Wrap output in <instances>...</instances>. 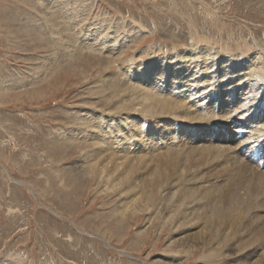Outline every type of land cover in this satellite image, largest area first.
I'll return each instance as SVG.
<instances>
[{"label": "rangeland", "instance_id": "obj_1", "mask_svg": "<svg viewBox=\"0 0 264 264\" xmlns=\"http://www.w3.org/2000/svg\"><path fill=\"white\" fill-rule=\"evenodd\" d=\"M87 29L103 30L94 42L102 54L84 52L61 66L51 60L53 48L68 42L75 53L73 42ZM208 48L216 63L264 61V0H0V264H264V183L235 197L230 187L240 174L228 180L225 156L141 147L134 151L143 158L137 187L127 199L83 168L82 156L98 150L77 119L89 112L91 127L113 104L126 109L132 101L122 90L132 86L121 73L126 63H160L159 83L166 59ZM102 55L108 66L100 65ZM154 182L167 198L181 197L184 188L187 204L206 208L208 220L220 207L225 225L232 223L227 246L198 244L201 224L187 232L197 248L171 245L175 234L163 212L131 202Z\"/></svg>", "mask_w": 264, "mask_h": 264}, {"label": "bare ground", "instance_id": "obj_2", "mask_svg": "<svg viewBox=\"0 0 264 264\" xmlns=\"http://www.w3.org/2000/svg\"><path fill=\"white\" fill-rule=\"evenodd\" d=\"M102 32V29L96 32L85 30L79 41L73 42L75 53L69 50L68 42L53 48L55 52L50 54L51 60L61 66L72 64V58L78 59L84 52L102 54L94 43L99 42ZM113 34L116 36V31ZM108 37L111 38V35ZM125 40L121 39L120 42ZM118 45L113 51V58L121 51ZM213 53L208 48L205 54L194 52L181 59L177 55L169 57L166 59L168 72L166 74L164 71L166 75L159 83L156 79H159L158 76L161 78L158 71L160 63L154 66H146L144 62L126 63L121 73L132 85L131 88L126 86L122 89L129 92L132 99L126 109L120 108L118 103L113 104L114 108L103 115L106 119L101 123L97 122L99 119L96 123L91 121L95 123L91 127L86 125L91 117L89 112H82L78 117L80 124L85 125V132L91 131L95 137L94 146L98 150L82 156L86 161L83 168L101 183L104 190L118 193L125 199L133 194V189L137 187L134 183V172L138 166L136 163L143 160L138 156L134 158V151L146 145H153L158 150H170L173 156L187 154L190 150L210 154L213 158L225 156L230 174L228 180L240 174L237 176L240 182L232 180L230 187L237 198L247 188H258L260 183H264V169L259 167L260 163L255 162L251 155L262 149L264 152V61L259 62L258 56L242 64L238 63V58L229 57L216 63ZM101 57L103 62L100 65L108 66L109 58ZM112 88L116 89V85ZM133 89L138 90L136 95ZM125 114L131 116H122ZM167 119L172 124H165ZM131 120L140 124H135L138 130L131 128ZM155 120L160 122L154 124ZM163 134L166 135L165 143L160 138ZM167 180L162 178L163 183ZM171 182L173 186L177 185L173 180ZM159 189L158 182H154L147 192L136 194L131 202L139 200L144 204L143 210L152 214L153 211L163 212V223L175 234L169 238L171 245L191 249L197 248L198 244L204 248L227 246L226 239L230 236L232 223L228 218L225 225L220 207L212 209L208 220L206 208L187 204L188 192L184 188L178 190L182 193L181 197L173 194L168 195V198L160 194ZM198 224H201L200 233L196 236L199 243L192 244L188 228L193 225L196 228Z\"/></svg>", "mask_w": 264, "mask_h": 264}]
</instances>
